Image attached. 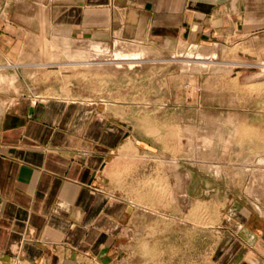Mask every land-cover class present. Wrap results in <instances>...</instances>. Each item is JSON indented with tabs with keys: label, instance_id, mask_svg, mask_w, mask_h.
<instances>
[{
	"label": "rangeland",
	"instance_id": "obj_1",
	"mask_svg": "<svg viewBox=\"0 0 264 264\" xmlns=\"http://www.w3.org/2000/svg\"><path fill=\"white\" fill-rule=\"evenodd\" d=\"M117 40L85 41L95 63L82 64L70 55L84 41L31 39L40 54L0 63V115L30 92L116 114L134 145L114 181L134 207L128 249L105 264H217L227 211L264 215V34L174 49Z\"/></svg>",
	"mask_w": 264,
	"mask_h": 264
},
{
	"label": "crops",
	"instance_id": "obj_2",
	"mask_svg": "<svg viewBox=\"0 0 264 264\" xmlns=\"http://www.w3.org/2000/svg\"><path fill=\"white\" fill-rule=\"evenodd\" d=\"M263 34L264 0H0V63L39 53L31 39L84 41L65 50L79 63L88 40L174 49ZM86 100L30 92L5 104L0 264H105L128 249L134 205L114 180L134 139ZM246 210L227 211L217 264H264V215Z\"/></svg>",
	"mask_w": 264,
	"mask_h": 264
},
{
	"label": "bare ground",
	"instance_id": "obj_3",
	"mask_svg": "<svg viewBox=\"0 0 264 264\" xmlns=\"http://www.w3.org/2000/svg\"><path fill=\"white\" fill-rule=\"evenodd\" d=\"M65 40V39H64ZM94 42V41H93ZM119 41L117 40V43H118ZM69 45V44H68ZM123 45V44H122ZM92 45H89V46H85L86 47V50H85V52L84 53H82L80 56H81V59H80V62L82 63V64H93V63H95L94 61H92L91 60V58H89V56H91V54L90 53H87V52H89L88 50H89V48H91L92 49V47H91ZM94 46L95 47H99L97 44H94ZM125 47H128V46H126L125 45ZM130 47V46H129ZM131 48V47H130ZM83 49V48H82ZM77 50V49H76ZM127 50V49H126ZM133 50H135V49H133ZM205 50H207V49H205V48H203V49H199V48H197L196 46L195 47H193L190 51H189V53H188V55H190V56H192V57H195V58H202V57H204V55L206 54V51ZM81 51V50H80ZM98 51V50H97ZM82 52V51H81ZM106 52V51H105ZM129 52V51H128ZM130 53H131V51H130ZM90 54V55H89ZM124 54V53H123ZM127 54V53H126ZM139 54V53H138ZM80 56H79V58H80ZM136 56V55H135ZM145 56V55H144ZM70 57H73V58H77V54L75 55V57L74 56H72V55H70ZM93 57V56H92ZM89 58V59H88ZM94 58V57H93ZM210 58V57H209ZM70 59V58H69ZM78 60V58L75 60V61H77ZM74 61V62H75ZM78 62V61H77ZM92 62V63H91ZM119 62V61H118ZM201 62V61H200ZM72 63V62H71ZM130 63V62H129ZM264 69V67L262 68V70ZM259 74L260 73H262V72H258ZM255 74V73H254ZM256 75V74H255ZM261 75V74H260ZM254 76V75H253ZM1 78V77H0ZM263 84V83H262ZM245 133V132H244ZM248 134V133H247ZM246 134V135H247ZM251 134V133H250ZM253 136H255L256 138H260L259 140H261V136H260V134H259V132H257V133H255V132H253V134H252ZM244 136V135H243ZM250 137H252V136H250ZM264 138V137H263ZM245 140V139H244ZM262 142V141H261Z\"/></svg>",
	"mask_w": 264,
	"mask_h": 264
}]
</instances>
